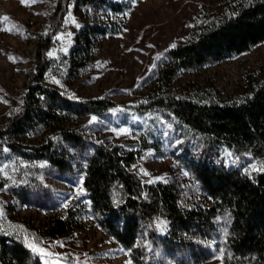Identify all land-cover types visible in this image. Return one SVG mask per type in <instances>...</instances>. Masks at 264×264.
I'll return each instance as SVG.
<instances>
[{"label":"rangeland","instance_id":"374dc122","mask_svg":"<svg viewBox=\"0 0 264 264\" xmlns=\"http://www.w3.org/2000/svg\"><path fill=\"white\" fill-rule=\"evenodd\" d=\"M56 2L0 0V133L20 111L25 83L30 73L39 71V49L53 29L46 54L54 60L41 72L40 81L72 100L103 97L116 106L100 115L87 114L66 123L38 126L25 134L0 135V234L15 231L28 245L51 254L42 257L32 251L37 264H197L182 253L175 261L172 253L152 247L146 240L142 241V250H153L156 258L138 255L139 252L132 255L101 229L87 210L83 159L72 142L61 140L70 166L57 171L45 161L24 157L6 141L36 145L46 138L59 137L62 129H75L82 134L87 149L103 143L134 151L137 159L132 168L142 180L173 179L193 204L209 206L210 196L192 174L190 157L182 145H187L195 156L199 148L193 140L181 137L172 119L148 108V104L155 93L157 68L168 64L167 50L189 38L201 15L221 12L228 0H132L119 12L71 5L54 24ZM86 22L107 25L110 30L94 39L95 58L71 69L60 63V57L68 52L77 30ZM262 63L264 41L218 62L180 68L168 88L180 94L209 89L219 98H227L242 92L247 76L256 75ZM216 152L217 160L239 167L242 172L251 173L260 167L249 153L238 156L226 147ZM30 175L35 181L27 191L13 190L25 185ZM69 207L76 212L75 225L61 235L49 236L45 231L47 223L53 217H64ZM214 219L216 227L211 237L205 242L196 240V247L207 255L198 264H223L229 217L224 213Z\"/></svg>","mask_w":264,"mask_h":264},{"label":"trees","instance_id":"16d2710c","mask_svg":"<svg viewBox=\"0 0 264 264\" xmlns=\"http://www.w3.org/2000/svg\"><path fill=\"white\" fill-rule=\"evenodd\" d=\"M131 1L57 0L52 19L56 24L71 5L119 12ZM199 18L189 38L167 50L168 64L157 68V85L148 108L172 119L181 137L193 140L199 148L200 153L195 156L187 145L180 144L190 157L192 174L210 196L209 206L193 204L173 179L142 180L132 168L137 159L134 151L103 143L87 149L82 134L75 129H62L59 137L46 138L36 145L6 142L24 157L34 162L45 161L57 171L70 166L61 140L75 144L83 159L82 184L89 201L88 212L101 229L132 255L139 252L138 255L156 258L153 250H142V241L146 240L152 247L172 253L173 259L182 253L188 254L192 263H202L207 255L196 247V240H208L216 227L214 218L226 213L229 225L223 264H264V63L256 75L247 76L242 92L227 98H219L209 89L180 94L168 88L180 68L218 62L263 42L264 0H228L221 12H206ZM109 30L107 25L84 23L68 52L61 55L60 63L71 69L88 64L96 56L97 34ZM54 32L53 29L39 49V71L29 74L20 111L0 135L17 136L38 126L66 123L87 114L100 115L116 106L103 97L72 100L40 81L41 72L54 60L46 54ZM223 147L238 156L251 154L260 162L259 169L245 173L239 167L224 165L217 160L216 152ZM33 177L28 176L25 185L13 190L27 191L35 181ZM75 214L69 207L64 217H53L47 223L46 233L58 236L69 231L76 223ZM37 262L21 234L11 230L0 234V264Z\"/></svg>","mask_w":264,"mask_h":264},{"label":"snow or ice","instance_id":"6c2138e0","mask_svg":"<svg viewBox=\"0 0 264 264\" xmlns=\"http://www.w3.org/2000/svg\"><path fill=\"white\" fill-rule=\"evenodd\" d=\"M22 2H23V0H22ZM66 22H67V21H66ZM49 55H51V53H49ZM57 83H58V81H57ZM93 119H95V118H93ZM124 131L126 132V130H124ZM261 170H264V169H261ZM145 174H147V173H145ZM81 191H82V189H81ZM28 247H30V248L32 249V251H34V252H39V253L41 254L42 257H43V256L51 255L50 253H47V252H45V251L42 250V249H38V248L35 247V245H33V244H29Z\"/></svg>","mask_w":264,"mask_h":264}]
</instances>
